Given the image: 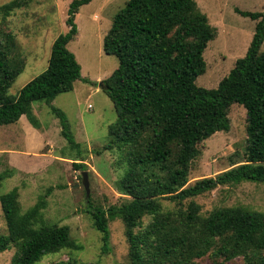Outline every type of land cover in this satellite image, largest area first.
Wrapping results in <instances>:
<instances>
[{
  "label": "trees",
  "instance_id": "1",
  "mask_svg": "<svg viewBox=\"0 0 264 264\" xmlns=\"http://www.w3.org/2000/svg\"><path fill=\"white\" fill-rule=\"evenodd\" d=\"M92 1H72L68 31L53 42L47 69L17 95L9 91L23 71L15 59L18 44L8 30V17L27 3L12 0L0 5V128L26 116L41 129L33 104L46 102L70 148L81 154L82 145L66 114L51 103L73 91L82 78L81 64L68 45L78 35L77 14ZM235 12L255 21V31L246 55L216 88L197 85L206 73L204 54L217 29L196 0H127L112 18L103 50L115 56L119 66L102 82V89L117 120L109 126L105 149L124 156L127 169L118 188L130 200L104 209L90 199L86 213L101 233L105 250L111 239L110 222L123 221L130 264H200L206 257L213 264L236 258L264 264V212L232 206L203 216L196 201L218 187L264 182V11ZM233 105L247 113L242 159H230L228 170L188 185L200 146L216 133L230 131ZM73 164L77 170L86 169L83 163ZM12 175L5 171L0 182ZM19 197L18 188L0 196L8 230L0 235V253L15 249L11 264H38L46 256L83 249L68 226L45 224L46 198L23 213ZM147 216L151 220L144 226Z\"/></svg>",
  "mask_w": 264,
  "mask_h": 264
},
{
  "label": "rangeland",
  "instance_id": "2",
  "mask_svg": "<svg viewBox=\"0 0 264 264\" xmlns=\"http://www.w3.org/2000/svg\"><path fill=\"white\" fill-rule=\"evenodd\" d=\"M10 1L0 0V5ZM24 1L27 5L8 17V30L16 36L18 44L15 59L22 64L23 71L12 85L11 95H17L47 69L53 42L68 31L66 20L73 0ZM126 1L93 0L76 16L78 35L68 48L81 64L82 78L74 84L73 91L59 95L51 105L66 114L76 141L82 145L81 154L70 148L61 134L59 119L51 114L46 102L33 104L41 129H35L26 116L16 124L0 128V174L5 171L13 173L12 177L0 182V196L18 188L23 213L41 197L46 198L45 224L68 226L71 237L83 247L81 251L64 250L46 256L38 264L62 261L71 264H130L123 221L110 222L111 239L108 250H105L101 233L94 228L86 213L91 206L90 199L94 206L104 209L130 200L118 188L127 169L124 156L118 150L105 149L109 140L108 129L116 122L117 113L101 87L119 66L115 56L105 54L103 43L114 14L124 7ZM196 1L208 15L210 24L217 29L215 40L204 54L206 73L197 79V85L216 88L236 61L246 55L255 31L256 22L240 16L235 9L263 12L264 0ZM261 50L264 51V43ZM229 118V132L216 133L200 146L201 155L192 164L188 185L228 170L230 159H242L247 139L246 110L233 105ZM73 163H83L86 169L77 170ZM83 172H88L89 197L82 184ZM51 187L52 191L47 192ZM196 201L201 205L203 216L217 208L232 206L264 212V182L218 187ZM166 203L173 208L172 204ZM150 220V216L145 217L143 225ZM7 234L0 203V235ZM14 253L15 249L0 253V264H11ZM200 264L213 262L206 257ZM224 264L247 263L243 258H236Z\"/></svg>",
  "mask_w": 264,
  "mask_h": 264
},
{
  "label": "water",
  "instance_id": "3",
  "mask_svg": "<svg viewBox=\"0 0 264 264\" xmlns=\"http://www.w3.org/2000/svg\"><path fill=\"white\" fill-rule=\"evenodd\" d=\"M102 87V85H101ZM82 177H83V181H82V184L86 190V193H87V197H89V194H90V188H89V177H88V172H83L82 173Z\"/></svg>",
  "mask_w": 264,
  "mask_h": 264
},
{
  "label": "crops",
  "instance_id": "4",
  "mask_svg": "<svg viewBox=\"0 0 264 264\" xmlns=\"http://www.w3.org/2000/svg\"><path fill=\"white\" fill-rule=\"evenodd\" d=\"M23 119L25 118L24 116L22 117ZM29 126V125H28ZM29 128V127H28ZM31 130H33L32 128H31Z\"/></svg>",
  "mask_w": 264,
  "mask_h": 264
}]
</instances>
